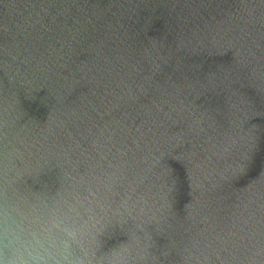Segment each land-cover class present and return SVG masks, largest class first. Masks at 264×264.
<instances>
[{
    "label": "water",
    "instance_id": "water-1",
    "mask_svg": "<svg viewBox=\"0 0 264 264\" xmlns=\"http://www.w3.org/2000/svg\"><path fill=\"white\" fill-rule=\"evenodd\" d=\"M0 264H264V0H0Z\"/></svg>",
    "mask_w": 264,
    "mask_h": 264
}]
</instances>
